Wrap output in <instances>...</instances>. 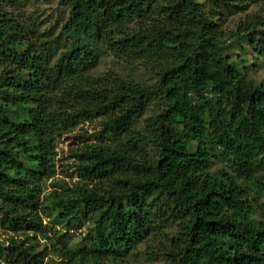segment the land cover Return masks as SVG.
<instances>
[{
    "label": "trees",
    "instance_id": "obj_1",
    "mask_svg": "<svg viewBox=\"0 0 264 264\" xmlns=\"http://www.w3.org/2000/svg\"><path fill=\"white\" fill-rule=\"evenodd\" d=\"M59 2L54 35L17 12L22 0H0V226L46 249V219L65 261L44 263L28 236L0 242V258L123 264L144 247L162 264H264V84L224 55L212 19L264 0H209L208 13L198 0ZM235 35L264 60V14ZM102 54L155 85L91 76ZM94 121L99 144L67 151L69 185L57 145Z\"/></svg>",
    "mask_w": 264,
    "mask_h": 264
},
{
    "label": "rangeland",
    "instance_id": "obj_2",
    "mask_svg": "<svg viewBox=\"0 0 264 264\" xmlns=\"http://www.w3.org/2000/svg\"><path fill=\"white\" fill-rule=\"evenodd\" d=\"M201 2L205 8L206 13L211 10V6L209 4V0H198ZM259 6H251L245 10L238 12H229L224 11L220 12V15H214L212 17L214 22H218L220 26V30L224 34V43L227 46V49L224 52V55L231 61L240 62L243 61L242 64L247 67V76L255 83H263L264 84V60H255V55L251 52V50L246 47L245 44H240L235 35V31L237 26L241 21H244L245 18L252 16L254 14L263 15L264 8L259 11ZM17 12L28 19V22L35 23L37 25V33L42 34L49 32V30L55 29L56 31L54 35H57L61 26L67 18L68 10L65 5L59 2V0H22V4L17 10ZM39 43V42H38ZM245 49V50H244ZM63 51V47L60 46L58 49V53L53 57L48 59V64H52L55 61L59 54ZM91 76L95 78L104 79L107 77L120 76L125 79H128L134 83H139L144 86H154L156 83L154 75L147 71L145 68L139 65L127 66L118 62L115 58L110 55L102 54L99 59L98 65L96 69H94L91 73ZM150 111L146 114L150 115ZM85 128L81 131L78 127L72 132L70 135L65 136L58 145H57V157H56V171L59 173L57 177L64 178L68 182L69 185H74L76 178L73 169H68L65 171L66 166L62 164H66L68 149L78 147L79 143L83 141L85 144L98 143L101 141L100 137L97 135L99 127L98 121L92 122V124L86 123ZM84 132H86L89 139L79 138V136L84 137ZM76 137V138H73ZM219 166V165H217ZM58 171H63L62 173L67 176H63ZM48 184L44 186V192L47 193L49 191ZM43 225L46 227V235H48L49 240H46L47 246L46 249L43 248V240L40 237H33L31 232L28 234L17 232L14 233L0 226V242L1 243H9L11 240L16 242L19 239H25L26 236L30 238L25 239L26 245H32V248L36 251H40L41 256H43V262H49L50 260L54 262H60L65 259L61 258L59 254L54 251V249L50 246L52 243V229L54 227L47 223L46 219H43ZM90 226H85L80 231H74V240L75 243L80 238H83L86 234V230ZM7 246V245H6ZM131 257L124 262L123 264H162V260L158 257H149L144 253V247H140L136 252L130 255ZM0 264H13L10 258H0ZM92 264V263H90ZM107 264V263H101Z\"/></svg>",
    "mask_w": 264,
    "mask_h": 264
}]
</instances>
